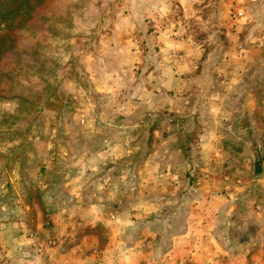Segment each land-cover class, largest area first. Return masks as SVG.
<instances>
[{"label": "rangeland", "instance_id": "374dc122", "mask_svg": "<svg viewBox=\"0 0 264 264\" xmlns=\"http://www.w3.org/2000/svg\"><path fill=\"white\" fill-rule=\"evenodd\" d=\"M238 248L264 264V0H0V264Z\"/></svg>", "mask_w": 264, "mask_h": 264}, {"label": "crops", "instance_id": "0c3cea01", "mask_svg": "<svg viewBox=\"0 0 264 264\" xmlns=\"http://www.w3.org/2000/svg\"><path fill=\"white\" fill-rule=\"evenodd\" d=\"M243 254H244V249L242 248V249H240V248H238L237 249V254H236V262L234 263V264H247L248 262H245L244 261V259H243ZM211 257V256H210ZM227 258V257H226ZM224 259V260H222L220 263H222V264H233V263H230L229 261H228V259ZM205 259V260H204ZM212 260L213 259H208V262H207V259H206V257H204V258H202L200 261H198V263L197 264H212Z\"/></svg>", "mask_w": 264, "mask_h": 264}, {"label": "trees", "instance_id": "16d2710c", "mask_svg": "<svg viewBox=\"0 0 264 264\" xmlns=\"http://www.w3.org/2000/svg\"><path fill=\"white\" fill-rule=\"evenodd\" d=\"M7 18H8V17H2V19H1L2 22H3L2 25H3V24L6 25ZM4 32H6V31H4Z\"/></svg>", "mask_w": 264, "mask_h": 264}]
</instances>
